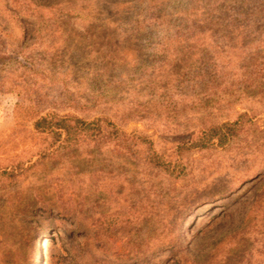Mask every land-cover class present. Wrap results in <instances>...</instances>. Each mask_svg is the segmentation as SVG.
Returning <instances> with one entry per match:
<instances>
[{"label":"rangeland","instance_id":"1","mask_svg":"<svg viewBox=\"0 0 264 264\" xmlns=\"http://www.w3.org/2000/svg\"><path fill=\"white\" fill-rule=\"evenodd\" d=\"M0 264H264V0H0Z\"/></svg>","mask_w":264,"mask_h":264},{"label":"trees","instance_id":"2","mask_svg":"<svg viewBox=\"0 0 264 264\" xmlns=\"http://www.w3.org/2000/svg\"><path fill=\"white\" fill-rule=\"evenodd\" d=\"M46 121H47L46 118H42L38 120L35 124L36 129H41V130L46 128L55 129V130L63 131L68 135L72 131V128L77 129L78 127V119L71 117H67L66 119L57 118L55 121H47L46 124L43 123ZM114 136L116 137V134H114Z\"/></svg>","mask_w":264,"mask_h":264}]
</instances>
